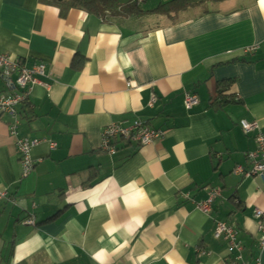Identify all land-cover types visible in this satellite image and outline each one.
I'll use <instances>...</instances> for the list:
<instances>
[{
	"label": "crops",
	"instance_id": "obj_1",
	"mask_svg": "<svg viewBox=\"0 0 264 264\" xmlns=\"http://www.w3.org/2000/svg\"><path fill=\"white\" fill-rule=\"evenodd\" d=\"M144 1L114 18L0 0V56L44 65L17 109V138L39 140L27 177L0 116V264H264V179L235 173L258 146L241 121L264 136V0L173 15ZM187 92L199 98L190 110ZM137 122L163 136L104 149L105 129ZM219 223L240 251L214 237Z\"/></svg>",
	"mask_w": 264,
	"mask_h": 264
},
{
	"label": "built area",
	"instance_id": "obj_2",
	"mask_svg": "<svg viewBox=\"0 0 264 264\" xmlns=\"http://www.w3.org/2000/svg\"><path fill=\"white\" fill-rule=\"evenodd\" d=\"M136 1L142 2L143 0ZM0 73L9 90L8 93L0 97V116L9 117L11 119L10 132L13 137L17 138L18 126L20 124L17 112L18 106L27 101L31 92V87L39 83L37 75H44V65L28 68L20 60L11 59L7 55H3L0 56ZM198 103L199 98L196 94L189 92L185 94V105L187 109L190 110L194 108ZM241 126L247 134L255 131L258 132L256 136L258 146L256 151L250 152L247 155L252 167L246 170L243 167H237L235 173H244L247 176L259 174L264 179V136L259 132L258 122L242 120ZM102 136L104 149L110 153H115L117 150L114 144L116 142L115 140L120 139V141L138 142L140 145H148L155 139L162 137L163 132L137 122L133 126L125 128L112 125L104 130ZM38 144V139L17 138V147L21 154L23 177H27L34 170L37 161L32 158V151ZM220 194L221 190L219 188L213 189L209 199L200 205L202 211L205 213L209 212L211 204ZM6 198H8L7 192L0 189V200ZM257 217L264 219V212L261 210L257 211ZM261 229L264 230V223L261 224ZM214 237L217 239L224 237L231 241L232 250H241V247L238 246L239 244L236 242V232L223 223L218 224L214 232ZM262 242L264 244V239ZM237 261L238 258H235L233 261H229L226 264H237Z\"/></svg>",
	"mask_w": 264,
	"mask_h": 264
},
{
	"label": "trees",
	"instance_id": "obj_3",
	"mask_svg": "<svg viewBox=\"0 0 264 264\" xmlns=\"http://www.w3.org/2000/svg\"><path fill=\"white\" fill-rule=\"evenodd\" d=\"M223 1L225 0H161L155 9L150 11L146 10L145 13L173 15L186 11L190 8L204 6L207 3ZM53 3L54 5L60 7L63 12L72 8H79L93 13L99 17L113 16L114 18H121V16L131 14V12L133 13L139 10V12H144L141 9V2L134 0H130L125 4L121 3L120 0H53ZM227 87L228 86H225L224 88L221 87L220 89L219 98L221 101L219 104L224 105L230 101L224 96V91L227 90Z\"/></svg>",
	"mask_w": 264,
	"mask_h": 264
},
{
	"label": "rangeland",
	"instance_id": "obj_4",
	"mask_svg": "<svg viewBox=\"0 0 264 264\" xmlns=\"http://www.w3.org/2000/svg\"><path fill=\"white\" fill-rule=\"evenodd\" d=\"M123 4L127 3L129 0H120ZM144 6H147L148 8H151L153 6V0H147L144 1Z\"/></svg>",
	"mask_w": 264,
	"mask_h": 264
}]
</instances>
